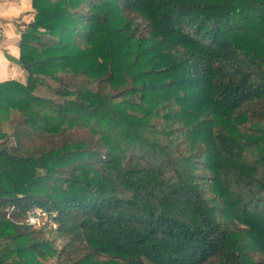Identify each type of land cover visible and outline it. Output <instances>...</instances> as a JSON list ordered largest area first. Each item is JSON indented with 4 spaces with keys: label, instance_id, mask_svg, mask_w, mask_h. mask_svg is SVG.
I'll return each instance as SVG.
<instances>
[{
    "label": "trees",
    "instance_id": "1",
    "mask_svg": "<svg viewBox=\"0 0 264 264\" xmlns=\"http://www.w3.org/2000/svg\"><path fill=\"white\" fill-rule=\"evenodd\" d=\"M32 9L25 83H0V264H264V0Z\"/></svg>",
    "mask_w": 264,
    "mask_h": 264
},
{
    "label": "crops",
    "instance_id": "2",
    "mask_svg": "<svg viewBox=\"0 0 264 264\" xmlns=\"http://www.w3.org/2000/svg\"><path fill=\"white\" fill-rule=\"evenodd\" d=\"M32 0H0V83H25L26 74L17 64L22 32L34 31Z\"/></svg>",
    "mask_w": 264,
    "mask_h": 264
},
{
    "label": "built area",
    "instance_id": "3",
    "mask_svg": "<svg viewBox=\"0 0 264 264\" xmlns=\"http://www.w3.org/2000/svg\"><path fill=\"white\" fill-rule=\"evenodd\" d=\"M47 214L41 209L32 208L26 212L25 223L34 228L47 224Z\"/></svg>",
    "mask_w": 264,
    "mask_h": 264
},
{
    "label": "rangeland",
    "instance_id": "4",
    "mask_svg": "<svg viewBox=\"0 0 264 264\" xmlns=\"http://www.w3.org/2000/svg\"><path fill=\"white\" fill-rule=\"evenodd\" d=\"M32 32H34V31H32ZM47 221H48V219H47ZM47 226V224L45 223V225H43V226H41V227H37V228H45ZM52 228H54L55 229V225L53 224L52 225ZM45 236H50L49 234H46ZM56 244H59V242H56ZM146 264H150L149 262H146Z\"/></svg>",
    "mask_w": 264,
    "mask_h": 264
}]
</instances>
